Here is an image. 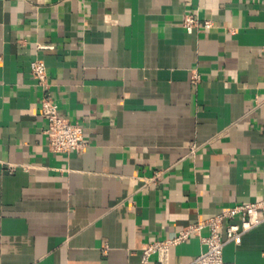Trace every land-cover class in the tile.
Here are the masks:
<instances>
[{
	"label": "crops",
	"instance_id": "1",
	"mask_svg": "<svg viewBox=\"0 0 264 264\" xmlns=\"http://www.w3.org/2000/svg\"><path fill=\"white\" fill-rule=\"evenodd\" d=\"M46 93L83 126L81 152L50 148ZM263 198L264 0H0V264H142ZM203 249L191 237L169 264ZM224 260L264 264V224Z\"/></svg>",
	"mask_w": 264,
	"mask_h": 264
},
{
	"label": "built area",
	"instance_id": "2",
	"mask_svg": "<svg viewBox=\"0 0 264 264\" xmlns=\"http://www.w3.org/2000/svg\"><path fill=\"white\" fill-rule=\"evenodd\" d=\"M197 26H199L198 19L193 15H186L184 27L191 32ZM212 26L211 20H207L204 24L205 28ZM31 71L39 84L47 90L50 81L45 60L36 58L31 64ZM200 78V74L195 72L193 82L198 83ZM41 114L48 123L45 132L52 151L70 153L81 152L85 148L83 126L64 115L50 93H46L41 101ZM160 177L161 172H157L151 180L157 181ZM261 224H264V198L255 202L237 204L213 217L190 224L173 237L148 245L143 251L142 264H149L154 254L158 256L161 264H169L171 247L183 243L191 237L200 238L204 245L202 252L193 260L195 264H227L224 260L225 246L228 243H241L245 233ZM205 230L208 231L207 234L204 233Z\"/></svg>",
	"mask_w": 264,
	"mask_h": 264
}]
</instances>
